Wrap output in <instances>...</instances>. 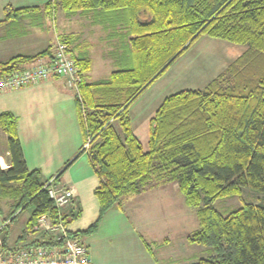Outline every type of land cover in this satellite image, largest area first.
Masks as SVG:
<instances>
[{"label": "trees", "instance_id": "obj_1", "mask_svg": "<svg viewBox=\"0 0 264 264\" xmlns=\"http://www.w3.org/2000/svg\"><path fill=\"white\" fill-rule=\"evenodd\" d=\"M56 9L66 17L86 15L105 30L121 66L91 82L92 59L78 50L79 37H57L81 79L80 99L73 93V101L83 142H91L79 154L86 153L98 180L96 218L78 233H95L109 210L124 211L126 198L152 185L176 184L197 220L186 241L206 251L197 264H264V205L243 201L244 190L264 196V0H48L42 11L51 19ZM35 10L7 7L0 25ZM203 36L246 50L204 88L165 97L149 121L145 150L129 108ZM51 52L50 46L32 56H13L0 62V74L50 59ZM0 128L10 156V167L0 168V214L3 206L8 209L1 243L8 242L10 225L30 209L19 244L36 220L54 209L41 172L26 166L15 116L2 112ZM233 198L241 202L237 208L215 207ZM74 211L64 212L69 224L81 216L80 208Z\"/></svg>", "mask_w": 264, "mask_h": 264}, {"label": "rangeland", "instance_id": "obj_2", "mask_svg": "<svg viewBox=\"0 0 264 264\" xmlns=\"http://www.w3.org/2000/svg\"><path fill=\"white\" fill-rule=\"evenodd\" d=\"M56 11L59 12L57 16ZM53 16L56 17L54 20ZM50 20V24L43 29V32L52 39L53 43H49L51 51H54L53 47L57 42V37L61 39L62 37L78 36L81 39L82 35L88 33L87 38L79 41L81 44L79 45L80 49H78L88 50L90 57H92V68L87 74V80L104 79L110 72L121 68L115 56L112 55L113 53H110L111 48L104 50L106 31L99 26L90 24V18L81 14L66 17L60 9H56ZM19 30L18 28L13 29V31ZM34 30L32 29V32L26 36L20 37H17L16 32H11V37H15L9 41L12 43L9 50L14 52L17 50L18 53L16 54L20 55H34L47 49L46 45L35 41ZM98 36L100 40H98ZM92 40H97V43L93 53H90ZM234 47L241 49L244 46L207 36L200 37L157 81L167 78L181 85L183 89L180 87L174 93L187 89H202L235 60L234 55L229 50ZM45 60L48 61V58ZM63 85L60 86V90H57L62 94L61 97L59 96V101L56 98L58 95H49L50 90L38 88L37 94L25 96L17 105L20 109H25L20 112V118L25 123L24 125L28 126V130L33 129L35 134L40 132L43 127L49 136L46 138L50 145L44 147V156L47 157L44 164L46 167L41 172L40 180L42 182L53 181V178L59 173L51 176L49 175L52 173H47L49 174L46 175L48 177H45L44 173L50 172L56 161L65 158L61 169L69 162L65 166V171L57 181H53V184L60 185L57 187L72 185L79 190L78 202L70 204L71 207H74V212L78 208L82 211L81 217L70 224V228L78 233V231L86 229L96 218L97 201L93 196V188L97 186L98 180L93 174L86 153L79 154L84 145V140L80 136L79 122L72 98L73 91ZM171 91L172 88L166 91L164 97L171 95ZM141 97L139 103L146 96ZM40 107L45 110L42 111V115L38 116L53 120L38 122L39 124L34 121L31 124L30 115L27 114V111L30 110L31 112ZM49 107H55L59 111L51 113L52 110ZM133 131L146 150V127L144 130L142 127L141 130L133 127ZM0 145H6V141L1 136ZM64 168L60 170L63 171ZM148 189L151 190L144 194L142 199L137 197L138 202L135 206L124 211L109 210L95 233L84 237L78 233L84 244L89 246L93 264H197L199 259L206 257L204 247L189 245L186 241L187 235L197 229V220L194 212L185 206L177 185H152ZM78 190H76L77 193ZM243 201L264 205V196L244 190ZM240 205L241 202L237 198L215 203V207L222 211L237 208ZM7 210V206H3V213L0 214V229L4 225L3 220L7 215ZM29 213L30 209L23 211L18 219L10 225L8 244L16 243L18 236L25 228Z\"/></svg>", "mask_w": 264, "mask_h": 264}, {"label": "crops", "instance_id": "obj_3", "mask_svg": "<svg viewBox=\"0 0 264 264\" xmlns=\"http://www.w3.org/2000/svg\"><path fill=\"white\" fill-rule=\"evenodd\" d=\"M47 1L48 0H4V2H2V0H0V7H1L0 21H2L4 19L7 7H11L14 9H19V8L20 9H22V8L36 9L34 12L24 13L21 16V18L18 19L17 21L16 20L15 21H7V22L2 23L0 25V62H6L11 57L20 55V54H16V53H18L17 50H16V52H14L13 50L12 51L9 50V46L11 47V44H12L9 41L11 40V38L15 37V36L11 37V34H10L11 32L12 33L16 32L18 35L17 37H20V36H26L28 33L32 32V29H35L34 30V33L36 36L35 41L39 42L40 44H44L47 47H49V43H53L52 39L49 38L48 36H46L43 32V29H45L46 26L48 24H50V21H51L50 17L45 16L46 14L43 13V11H42V9L44 8V4ZM58 13L59 12H56V16ZM85 17H87V16L85 15ZM87 18H89V17H87ZM14 28H18V30L20 28V30L19 31H13ZM88 36H89L88 33L84 34V35H82L81 39H85ZM73 37L78 38V36H73ZM81 39L79 37L78 41H81ZM98 40H100L99 36H98ZM104 41H105V44H103L104 50H107V48L110 49L111 48V47H109V46H111L110 43L111 42L113 43V41H111L109 44H108L109 41H106L105 39H104ZM96 43H97V40H92V42L90 43V46H92L90 53H93L94 49L96 48V45H95ZM80 44L81 43L79 42V45ZM115 48H116V46H115ZM53 50H54V47H53ZM83 50H86V49L83 48ZM229 50L231 51L232 55H234V57H235L234 59H236L246 50V47H241V49L240 48L237 49L234 47V48H230ZM86 51H88V50H86ZM53 54H54V52L52 51L51 55H53ZM27 55H29V54H27ZM29 56H32V55H29ZM47 58L48 57L44 58L43 60H45ZM91 59H92V57H91ZM120 61H121V58H120ZM107 77L108 76H106V78ZM156 81L141 95V96H146L145 99L139 103V100L142 98L140 96L141 98L139 97L131 105V107L129 109V116L131 118L132 129L134 127L138 130H141V127H142V130H144V128L146 127L147 140H148V132H149V121L152 118L154 112L157 110V108L159 107V105L163 101V99L165 98L164 94L166 93V91H168L171 88H172L171 92L173 94L175 91H177L176 89L181 87V85L176 84V82H172L171 80H169L167 78H165L164 80L161 79L160 81H157V82ZM91 82H93V81H91ZM47 83H49V84H47ZM44 84H47V85H44ZM62 84H63L62 79L54 77V78H50L49 80L41 83V85L36 87V88H33L34 86H32V87H26V88L18 89V90H15L13 92L0 93V114L2 112H10L15 116V118L17 120V127H18V138L20 141L23 157H24L26 166H27L28 170H30V171L31 170H39L40 172H42V170L45 169L44 167H46V166H44V164L47 161L46 160L47 157L45 158V156H44L45 155L44 147H47L50 145V142L47 139V138H49V136H47L43 127L41 128L40 132L35 133V134H34L33 129L28 130V126L24 125L25 123L23 122L22 118H20V115H21L20 112H22V110L24 111L25 109H20L17 104L25 96L37 94L38 88H41V89L47 90V91L50 90V92H48L49 95H58V96H56V98L59 101L62 94L57 90L61 89L60 86ZM173 88H174V90H173ZM180 89H183V88L181 87ZM64 90H66V89H64ZM49 108L52 110L51 113H53L54 111H59L55 107L54 108L49 107ZM44 110H45L44 108L40 107V108H35V110L31 111V112H30V110L27 111V114L30 115V117H29L30 123L32 124L34 121H37V123L38 122L43 123V122H45V120L46 121L53 120L51 118H44V116L43 117L38 116V115H42ZM25 126H27V128H24ZM0 136H1V138H3L6 141V134L1 130V128H0ZM80 136L82 137L81 134H80ZM64 159H62L60 161H56L52 165L50 172L48 171V172L44 173L45 177H48V176H46V175H49L47 173H52L49 176L56 174V173H60V171L66 166V164L69 163V162H67L64 165V167L61 169L62 163L64 164ZM9 167H10V156H9V152L7 150V145H4V146L0 145V168L2 170H6ZM64 169H66V167ZM57 186H60V185L57 184ZM70 186H72V185H70ZM74 188H76V187H74ZM76 190H78V189H76ZM149 190H151V189L146 190L145 192H143L140 195H136V196L126 198L124 201V206H123L124 210L129 209L132 206H135V204H137V202H138L137 197L139 196V198L142 199L144 194H147V192ZM79 197L80 196H79V190H78V196H76L74 198V200L71 201V203L78 202ZM70 204L65 208L64 212H68L70 210V207H71ZM81 214H82V211H81ZM87 247L89 249V246H87ZM89 256L91 259L90 251H89ZM91 262H92V259H91ZM92 264H93V262H92Z\"/></svg>", "mask_w": 264, "mask_h": 264}, {"label": "built area", "instance_id": "obj_4", "mask_svg": "<svg viewBox=\"0 0 264 264\" xmlns=\"http://www.w3.org/2000/svg\"><path fill=\"white\" fill-rule=\"evenodd\" d=\"M54 77L61 78L64 86L79 97L81 79L67 46L59 40L48 61L42 59L24 64L12 73L0 74V93L36 86ZM82 118L85 120L84 111ZM90 142L87 139L82 149H88ZM44 188L54 212L36 220L27 240L19 244L0 242V264H92L87 245L65 218V208L78 196L76 189L70 185L57 187L52 180Z\"/></svg>", "mask_w": 264, "mask_h": 264}]
</instances>
